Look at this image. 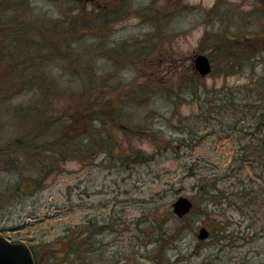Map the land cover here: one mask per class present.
I'll return each mask as SVG.
<instances>
[{
  "label": "rangeland",
  "instance_id": "374dc122",
  "mask_svg": "<svg viewBox=\"0 0 264 264\" xmlns=\"http://www.w3.org/2000/svg\"><path fill=\"white\" fill-rule=\"evenodd\" d=\"M32 1L50 18L72 3ZM214 8L219 12L209 16ZM78 10L83 17L116 19L109 25L110 49L127 42L133 50L139 48L136 60L126 57L124 62L117 51L119 55L110 53L113 58L100 55L91 62L99 72L116 74L106 92L111 103L106 114L122 105L130 118L106 128L112 153L62 163L36 196L7 206L0 213V232L12 242L36 238L50 246L58 239L67 243L63 238L71 230L96 229L91 253L72 264H160L158 253L176 264H264V129L256 128L261 114L259 123L264 124V109L255 118L238 107L247 89L254 90L257 82L264 85V0H84L72 13ZM5 21L6 16L0 26ZM206 33L261 37L248 41V51L237 63L245 66L239 69L226 66L220 54L212 55L210 44L202 41ZM197 54L209 57L213 70L208 76L194 70ZM78 61L80 70V64L89 62ZM56 67L61 76L76 73L65 62ZM150 82L154 91L144 86ZM138 89L150 91L151 100L141 106L125 103ZM119 92L124 97L115 102ZM261 93L264 107V86ZM128 123L143 130L134 132ZM95 128L99 134V125ZM137 150L154 156L144 164L123 162ZM211 180L222 194L214 201L200 191ZM179 196L196 206L181 222L169 214ZM30 214L37 219L27 218ZM161 223L170 233L178 224L182 233L171 242L168 235L162 237ZM203 227L210 237L201 240ZM59 259L52 264H69L71 257Z\"/></svg>",
  "mask_w": 264,
  "mask_h": 264
},
{
  "label": "trees",
  "instance_id": "16d2710c",
  "mask_svg": "<svg viewBox=\"0 0 264 264\" xmlns=\"http://www.w3.org/2000/svg\"><path fill=\"white\" fill-rule=\"evenodd\" d=\"M64 1L72 3L68 8L61 9L60 16L50 18L47 13L44 16L32 5V0H0V19H5L6 16V21L0 26L1 214L15 200L34 197L41 192L53 172L58 170L62 163L74 159L94 161L112 153L114 144L106 136V128L123 122L128 116L122 113L124 109L122 105H118L113 113H109L110 115L106 114L111 105L106 100V92L110 84H113L111 81L116 74L105 70V73L99 72L97 68H92L91 62L94 61L95 56L100 55L107 59L113 58L110 53L119 55L117 51H121L119 57H124V62L126 57L128 60H131L130 57L136 60L140 56L139 48L135 47L133 50L132 46H127V42L120 44L115 50L110 49L107 37L113 26L109 28V25L116 19L111 20L106 16L102 18L101 16L91 18L92 15L80 16L82 15L80 10L72 13L79 2ZM217 11L219 12L214 8L208 11V14L210 16ZM258 18L261 19V16ZM260 37L259 34L243 33L234 38H227L222 35L216 36L215 33H206L202 41L210 44L212 55L223 56L226 66L232 64V68L241 69L245 66L244 62L238 64L239 66L237 63L242 59L241 54L248 51L249 47L246 46L251 42L248 41ZM235 42L238 43L234 44ZM79 57L86 59V62L89 60L85 65L80 64L81 70L77 68ZM62 62L67 66L69 64L76 73L69 71L68 77L61 76L60 71L57 72L55 69ZM49 67L52 70H49ZM61 68H63L62 64ZM78 70L83 72L79 74ZM151 83L153 82L144 86H149L150 91H154L155 85ZM254 86H256L254 90H246L244 96L240 98L238 107H242L257 118L258 112L264 109L261 93L264 85L257 82ZM150 91L138 89L134 93L133 100L123 102L129 105L131 102L138 106L145 105L152 98V95H149ZM140 94H145V98H139ZM114 96L121 97L116 98L115 102L124 97L120 92ZM261 118L262 114L258 117L259 120H256L258 124L256 128L260 126L264 129V124L259 123ZM85 124H88V129H84ZM95 125L100 127L99 134ZM128 126H131L134 132L143 130L139 124L134 126L128 123ZM240 131L250 135L244 128ZM158 142V139H154V145L160 152L161 147ZM153 156L148 157L137 150L133 158L125 156L123 162L144 164ZM208 182L210 184L203 182L200 191L208 195L211 201L217 197L221 198L222 194L215 180ZM169 214L173 215L177 222L187 220L189 216L179 219L173 214L172 209ZM27 218L37 219L31 214ZM160 228L162 237L168 235L166 238L171 239V242L182 233V228L178 224L171 230L172 234L168 232L165 223H161ZM213 228L216 229V226ZM220 230L224 231V228ZM93 231L96 229H92L90 233L71 230L63 238L67 243H62L61 239H58L50 246L46 242L32 238L33 243L29 245L36 264H52L57 258L59 262L61 256H70L69 264L74 263L73 260L77 257L80 261L82 259L80 257L84 258L91 253ZM167 240L163 239L161 242ZM87 244L89 248H86ZM52 246L57 247L54 249L51 248ZM160 254L156 255L157 258L160 256L162 261L160 264H176L177 260L164 258Z\"/></svg>",
  "mask_w": 264,
  "mask_h": 264
},
{
  "label": "water",
  "instance_id": "95a60500",
  "mask_svg": "<svg viewBox=\"0 0 264 264\" xmlns=\"http://www.w3.org/2000/svg\"><path fill=\"white\" fill-rule=\"evenodd\" d=\"M81 1V0H76ZM194 68L201 75H208L212 66L207 56L198 54L195 56ZM193 207V203L187 197H179L173 203V211L179 216L183 217L188 214ZM209 235L208 231L203 228L200 230L198 237L205 239ZM0 264H36L33 254L26 243H13L7 240L0 234Z\"/></svg>",
  "mask_w": 264,
  "mask_h": 264
}]
</instances>
